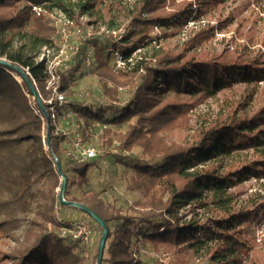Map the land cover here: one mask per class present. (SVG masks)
<instances>
[{
  "label": "trees",
  "instance_id": "trees-1",
  "mask_svg": "<svg viewBox=\"0 0 264 264\" xmlns=\"http://www.w3.org/2000/svg\"><path fill=\"white\" fill-rule=\"evenodd\" d=\"M130 1L0 0V60L9 63L0 62V241L13 237L18 243L0 257V264L96 263L97 250L88 261V246L62 233L69 224L54 216L57 206L90 217L53 193L60 186L57 164L67 178L63 198L86 205L108 228L101 264H143L144 245L157 251L164 244L181 264L188 252L209 264H246L256 254L243 230L255 201L241 203L233 188L249 176L264 177V103L249 108L253 89L244 102L224 105L214 118L192 126L190 115L236 85L264 81V51L243 45L231 54L213 56L203 49L215 36L210 18L225 0ZM57 12L81 33L86 27L79 21L83 16L93 19L87 26L104 27L102 36L90 42L86 67L87 74L98 78L105 104L95 109L71 95L80 49L86 62L81 45L67 66L57 67L59 90L67 102L55 101L52 117L44 102L50 95L46 63L36 57L42 48L56 47L48 15ZM205 16L179 50L159 44L151 56H133L153 39L172 35L181 23ZM120 20L128 23L116 37L111 32L122 28ZM155 28L163 30L153 36ZM116 52L124 59L122 68H115ZM28 80L35 81L45 112L31 100L35 96ZM123 88H128L126 102L120 99ZM55 120L65 137L54 133ZM76 131L96 156L75 159L70 138ZM117 159L124 165L125 190L137 194L126 207L89 187V173ZM47 182L50 188H44ZM92 221L101 236L102 228ZM46 222L64 226L59 233L57 228L46 230ZM256 264H264V257Z\"/></svg>",
  "mask_w": 264,
  "mask_h": 264
},
{
  "label": "rangeland",
  "instance_id": "rangeland-1",
  "mask_svg": "<svg viewBox=\"0 0 264 264\" xmlns=\"http://www.w3.org/2000/svg\"><path fill=\"white\" fill-rule=\"evenodd\" d=\"M130 2H133V0ZM219 7V10L214 13L213 18H210V24L215 27V36H213L203 48L209 53V55L216 56L231 54L236 50L242 49L243 45H245L249 51L251 50L252 45H256L255 51L258 49L264 51V0H225V2ZM191 8L196 10L194 5ZM48 16L51 19L53 27H55L54 43L56 44V47L49 48L48 50L42 48L37 56L38 59L47 58L49 62H53L55 52L61 47V45L65 50L63 56V65L65 66H67L68 61L71 59V53L76 51V47L82 45L84 46L83 48H85L87 55H92L90 42L92 39L102 36L101 33L104 31L103 26L101 28L92 25L87 26L85 22H90L93 19L88 16H83L79 18V21L84 23L86 27L81 29V33L74 24L65 25L55 13L49 14ZM199 19L201 20L189 21L185 24L181 23L175 30H173L172 35H167L160 39H153L154 41H150V43L144 46L145 48L141 50L138 49L134 52L133 56H151L154 51L159 49L160 45L179 50L183 46V43L189 38L192 31L200 28L208 17L205 16L204 18ZM120 21L124 23L121 25L122 28L117 31V35L122 32V29L125 28V25L128 23L127 20ZM63 28L68 34V39L65 41L61 37ZM162 30L163 29L155 28L150 34L153 35L155 33H160ZM105 34L108 33L105 32ZM249 38L250 41L248 40ZM130 44L131 42L129 45L126 44V46H130ZM83 54V49H80L74 62L77 64L79 61V69L74 73L76 77V86L73 88L74 94L71 95L74 99L86 102V105L93 106V108L96 109L99 105L105 104L103 103L104 98L102 97L98 78L94 75L87 74L90 67H86V62L83 61ZM55 60H57V58H55ZM15 78L19 80L16 75ZM31 83L33 86H36L35 90L40 98V91L36 83ZM253 89H255V93L249 108L254 107L257 103L263 104L264 81L255 85H236L233 89H229V91L219 94L216 98L208 99L193 109L190 115V124L193 126L197 121H201L203 118H214L218 112L224 110L225 107L223 106L228 103H236L238 101L244 102L245 98ZM120 91L121 101L126 102L129 96L127 93L128 88H123ZM64 94L66 95V93ZM109 114L111 116V112H109ZM53 124H55V128H57H54V133L63 129L61 123L57 120H55ZM122 128H125V125H123ZM137 151L134 148L133 152L137 153ZM247 157L248 156L243 158L249 160ZM108 163L109 165H107V167L97 165L96 168L89 173V179L91 182L89 187L101 191L102 195L108 199V201L115 200L119 206L126 207L136 200L137 194L125 190L126 183L123 179L124 165L122 162L117 159L116 161L109 160ZM59 184H61V177ZM48 187H51L50 182L44 184V188ZM59 187L57 186L54 189L53 193L56 195L58 194ZM83 188H85V186H83ZM73 190L77 192L78 188H74ZM104 190H107V193H104ZM233 190L239 194L238 200L241 201V203H244L247 199L255 201L254 206L251 209L252 216L244 225L243 230L244 237L253 245L256 253L253 254L252 259L247 261L246 264H256V260L259 256L264 257V177L261 179H255L254 177L249 176L247 179L237 183ZM53 213L56 218L58 217V219L67 221L68 224H75L81 221L88 224L91 232L88 239L83 243L90 249L88 261H91L97 250L100 236V231L96 224L90 219V217L75 209H64L61 207H58L57 209V206H55ZM28 219L29 217L26 218V220ZM26 220L22 222L21 227L16 231L18 236L21 235V230L22 227H24ZM40 220L41 219L38 218L37 222L40 223ZM61 226L64 225L60 224L55 226L51 222H46L45 228L46 230H54L57 228L56 231L60 233L63 229ZM17 245L18 243L13 237L1 240L0 257L9 255ZM140 254V259L143 261V264H181L180 257L164 244H161L157 251H154L149 245H144L141 248ZM184 264L209 263L199 257L198 253L193 254L188 252L184 257Z\"/></svg>",
  "mask_w": 264,
  "mask_h": 264
},
{
  "label": "built area",
  "instance_id": "built-area-1",
  "mask_svg": "<svg viewBox=\"0 0 264 264\" xmlns=\"http://www.w3.org/2000/svg\"><path fill=\"white\" fill-rule=\"evenodd\" d=\"M33 10L36 11L37 13H39L41 11V8L33 6ZM56 15H58L60 17V19L64 22L65 25L72 24V22L69 21L67 18H65L61 12H57ZM106 32L108 33L109 31L107 30ZM111 33H112V35H114L116 37L119 36V34L117 35V31H112ZM61 37L64 41L68 39V34L64 28L62 29ZM43 49H47V48H43ZM64 53H65L64 47H62V45H61V47H59L55 52V57H54L53 62H49V60L47 58L38 59V57H37V59H36L37 61H43L44 60L46 63L47 75H48V77L46 79V89L49 90L50 95L46 100H44V102H46L48 104V109L50 110L52 117H54V113L56 111L53 103L56 101L58 104L64 105L67 102V99H66L64 92L59 90V74L57 73V67L63 65ZM72 53H74V52H72ZM72 53H71V55H72ZM55 58H57V60H55ZM89 63H90V56L87 55L86 64L89 65ZM124 63L125 62H124L123 57L118 52H116L115 68L124 67ZM32 82L35 83L34 80H32ZM39 96H40V94H39ZM33 99H35V98L32 97L31 100H33ZM64 117H69V114H65ZM54 128H55V126H54ZM55 129H57V128H55ZM57 133H61V135H64V137L66 136V132L64 129L59 130V132H57ZM43 144L45 145L44 146L45 149H48V146H46L44 140H43ZM70 146H71L70 151H72L74 153V157L77 160L83 159V158H93L94 156H96V151L94 150V148L92 149V147L85 145L83 138L81 136V133L80 132L78 133V131H76L73 134V136L70 138ZM64 232L70 234L72 236V238L78 239L79 241H81L83 243L84 241H86L88 239L91 231L89 230L88 224L81 221V222H78L75 224L70 223L69 227H67L66 229L64 228V230H62V233H64Z\"/></svg>",
  "mask_w": 264,
  "mask_h": 264
},
{
  "label": "water",
  "instance_id": "water-1",
  "mask_svg": "<svg viewBox=\"0 0 264 264\" xmlns=\"http://www.w3.org/2000/svg\"><path fill=\"white\" fill-rule=\"evenodd\" d=\"M0 62L2 64L5 65H9L8 62H6L5 60H0ZM18 71L22 73V70L20 68ZM28 86L30 88V90L32 91L33 95L35 96V100L37 101L38 106L40 107V109L45 112V109L43 108L41 101L38 97V94L35 90V88L33 87L32 83L28 80L27 81ZM57 170L59 173V176L61 177V184L59 187V191L58 193V199L60 200L61 203L68 205V206H73L81 211H83L84 213L88 214L92 220H94L101 228H102V235L100 236L99 242H98V248H97V261L96 264H101V257H102V252H103V248H104V243H105V239L107 236V232H108V228L106 226V224L104 223V221L102 219H100V217L93 212L90 208H88L86 205L82 204V203H78V202H74V201H66L63 198V193L66 187V182H67V178L63 175L62 171H61V167L57 164Z\"/></svg>",
  "mask_w": 264,
  "mask_h": 264
}]
</instances>
